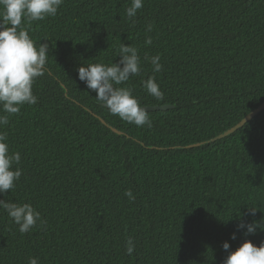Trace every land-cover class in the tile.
Returning a JSON list of instances; mask_svg holds the SVG:
<instances>
[{"label": "trees", "instance_id": "1", "mask_svg": "<svg viewBox=\"0 0 264 264\" xmlns=\"http://www.w3.org/2000/svg\"><path fill=\"white\" fill-rule=\"evenodd\" d=\"M130 4L64 0L54 17L22 20L49 52L33 84L38 102L0 128L22 169L0 199L31 203L43 223L22 234L0 209V264H223L225 241L229 251L264 242V109L223 138L186 147L264 100V0H143L133 20ZM122 42L138 49L142 70L118 87L142 106L173 105L147 111L150 128L111 115L78 79L82 63L118 62ZM156 54L159 73L144 59ZM149 76L163 100L142 87ZM241 217L262 228L237 230Z\"/></svg>", "mask_w": 264, "mask_h": 264}, {"label": "clouds", "instance_id": "2", "mask_svg": "<svg viewBox=\"0 0 264 264\" xmlns=\"http://www.w3.org/2000/svg\"><path fill=\"white\" fill-rule=\"evenodd\" d=\"M63 3L64 0H0V128L8 125L10 117L19 114L24 105L38 102V97L33 94V84L46 70L49 46L40 42L37 47L28 31L21 27L22 20L31 22L54 17ZM142 7L143 0H131L126 8L127 18L133 20ZM146 31H152L151 24ZM151 44L152 37L147 36L145 45ZM116 56L120 57L119 61H112L110 65L82 63L77 69L78 79L95 93L97 102L105 106L111 115L137 127L147 125L150 128L152 121L148 112L133 96L132 89L118 87L131 76L141 73L139 51L131 44L122 42ZM144 59L151 64L153 73L161 72L163 65L160 54L146 55ZM141 84L155 100L164 99V93L154 76L142 79ZM7 140L6 132H0V195H7L14 189L22 175V169L18 167L21 154L10 151ZM124 194L129 200H135L130 189ZM0 209L7 212L22 234L37 227L38 222L43 223L40 212L31 203L0 199ZM250 214L254 215V208ZM261 225L258 221L246 223L241 217L237 230L254 234ZM235 238L233 233L232 239ZM222 247L228 252L223 264H264V242L257 246L251 240H244L235 250L229 251L230 244L225 241ZM134 249V240L129 237L126 240L127 254L131 255ZM28 264H39L38 258L30 257Z\"/></svg>", "mask_w": 264, "mask_h": 264}, {"label": "water", "instance_id": "3", "mask_svg": "<svg viewBox=\"0 0 264 264\" xmlns=\"http://www.w3.org/2000/svg\"><path fill=\"white\" fill-rule=\"evenodd\" d=\"M143 107H145L147 111H155V110H166V109L172 108L173 105L172 104L143 105ZM263 109H264V100L258 106H256L254 109L249 111L245 116H243L237 123H235L231 127L227 128L223 132H221V133H219V134H217V135H215V136H213V137H211L205 141H200V142L188 144V145H186V147H194V146L202 145L204 142H206V143L213 142L217 139L223 138V137L233 133L238 128L242 127L247 121L251 120L254 116H256ZM96 116L99 117L98 115H96ZM99 119L101 120V122L103 124L107 125L106 121L102 117H99ZM109 127L111 128L112 131H114L118 134L123 133L121 130H119V129L111 126V125Z\"/></svg>", "mask_w": 264, "mask_h": 264}]
</instances>
